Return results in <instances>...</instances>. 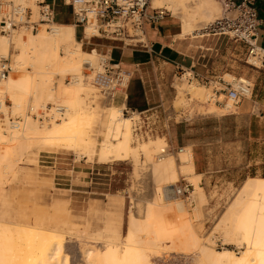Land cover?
Wrapping results in <instances>:
<instances>
[{
    "label": "rangeland",
    "instance_id": "obj_1",
    "mask_svg": "<svg viewBox=\"0 0 264 264\" xmlns=\"http://www.w3.org/2000/svg\"><path fill=\"white\" fill-rule=\"evenodd\" d=\"M22 1L32 9L35 17L38 10L35 0ZM174 1L172 10L166 9V5L158 8L165 10V19L171 22L173 29L179 31V36L199 40L197 46H202V43L206 42L209 44L208 50H213L210 45L212 38H228L227 35H203L202 28L222 16L219 0ZM185 17L190 20L188 31L182 28V18ZM74 29L76 40L80 41L78 45L80 51L90 54H79L80 65L78 69L71 71L58 67L45 70L46 67L44 68L41 61L37 60L36 50H29L26 59L20 58L21 48L16 40L24 38L26 40L31 33L29 30L19 29L9 35L0 34V38L3 37L2 39L5 38L7 41V49H0V56L6 57L11 67L6 77L18 79L19 76L33 75V72L49 71L45 74H49L47 84L53 91L52 99L37 103L28 99L31 96L30 91L29 94L24 93L25 102L21 109L17 110L11 106L13 102L8 94H4L3 99H0L3 103L0 118L3 116L5 118L0 133L6 138L0 140V254H3L7 238L12 237L11 239H14L12 249L17 256L16 264H20L19 258L27 251L40 246L45 237L60 246L61 264L64 259L65 264H87L86 249L93 248L102 254L106 245L113 246L124 242L123 239L126 241L130 230L134 234L133 241H136L134 244L139 246L138 242L141 241L140 247L144 249L142 242L145 244L161 226L160 222H156L159 218L152 219L150 213L162 208L163 205L162 209L166 208L165 205H170L171 208L162 210L164 213L161 212V220L167 222L170 228L182 227V233L185 234H182L181 230L176 232L173 236L175 247L169 242H163L160 251L153 243H149L151 248L147 249L148 251L144 250L148 252L150 264H195L198 255L186 241L188 234L198 237L196 239H200V242L213 253L229 249L237 255L240 254L244 246L240 245L241 241L234 235L228 234L224 217L234 199L239 196V190L245 180L264 177V142L237 139L232 132H226L221 142L206 145V149L210 147V156L206 155L205 158L207 157V166L212 170L213 181L211 186L205 187L199 183L201 177L195 176L188 164L181 163L180 157L183 154L179 153L180 150L172 151L163 135L155 133L137 139L132 132V121L123 116L129 119L128 144L132 147L131 150L126 156L117 159L118 161L113 158H99L101 141L109 137L110 141L117 142L121 137L108 130L109 107L122 109L125 104L122 98L126 93L119 92L117 100L106 103L93 85L83 81L85 61L89 60L96 66L101 52L92 50L94 46L90 43L93 39L89 41L82 39L81 28ZM39 30L46 33L50 31L46 26H41L37 31ZM86 32L88 34L86 37H89L91 34L89 28ZM75 46L70 49L78 48ZM198 48L204 50L203 47ZM31 54L32 57H29ZM58 55L61 59L65 58L64 60L70 57L64 47H60ZM184 72L187 71L180 70L169 82L173 97L168 116L173 117V123L181 121L183 117L193 119L209 114H228L235 110L224 93H213V83L209 86L201 82H187L184 76L180 77ZM234 78L238 77L231 74L223 75V79L229 82ZM5 79L0 78L1 81ZM199 88L203 89V95L193 92ZM48 104H61L66 107L64 117L47 122H40L31 117L30 113L41 112ZM30 107L34 109L30 111ZM71 116L76 117L81 130L79 141L75 145L56 138L45 139L39 133L29 134L17 140L12 139L13 141L7 140L13 134V130L7 124L8 117L20 119L18 130L21 135L25 117H28L26 123L32 122L42 130L51 126L53 122L65 121ZM216 135L209 131L198 133L193 139L197 142L215 141ZM156 142H159V145L154 148ZM144 147H148L147 150H144ZM163 158H171L177 171L178 177L173 186H178L184 181L192 185L188 198L173 192L171 195L174 198L171 196L166 198L165 194L160 192V187L165 186L166 181L156 182L153 167ZM96 171L101 174L93 175ZM94 176L104 179H93V182H90ZM246 198V202L238 206L229 219H235L236 224L248 223L255 229L253 224L257 226V223L264 220V209L253 204L251 196ZM173 200L181 203V210L177 203L174 205ZM235 220L231 225L235 224ZM171 224L176 226L172 227ZM122 245L119 244L121 247ZM226 261L227 259L219 258L218 264H225Z\"/></svg>",
    "mask_w": 264,
    "mask_h": 264
},
{
    "label": "crops",
    "instance_id": "obj_2",
    "mask_svg": "<svg viewBox=\"0 0 264 264\" xmlns=\"http://www.w3.org/2000/svg\"><path fill=\"white\" fill-rule=\"evenodd\" d=\"M45 1L54 6L56 24H71L70 8L62 0ZM254 5L258 18L263 21L257 28V45L262 56L255 65L247 61L243 44L229 38L214 37L210 43L213 50H208L206 42L197 46L199 40L179 36V31L173 29L165 17L157 26L147 30V49L98 38L90 43L94 46L92 50L104 53L127 75L126 108L157 116L156 133L166 138L172 151H189L192 161L189 169L201 177L199 183L205 187L211 186L213 181L212 170L205 158L210 156V147L206 149V145L221 142L226 132H232L237 139L264 142V0H254ZM180 70L209 80L223 78L225 74L244 77L251 84L252 92L250 96L241 98L235 110L228 114H209L193 119L183 117L173 123V117L168 116L173 97L169 82ZM209 131L217 134L215 141L197 142L193 139L198 133ZM99 174L96 171L93 175ZM93 179L104 178L94 176L90 182Z\"/></svg>",
    "mask_w": 264,
    "mask_h": 264
},
{
    "label": "bare ground",
    "instance_id": "obj_3",
    "mask_svg": "<svg viewBox=\"0 0 264 264\" xmlns=\"http://www.w3.org/2000/svg\"><path fill=\"white\" fill-rule=\"evenodd\" d=\"M173 1L174 0H153V1L151 0V4L155 8L166 5L165 7L166 9L172 10L174 9ZM182 19H183L182 28L184 31H188L190 28V20H188L187 17ZM86 30L87 28L84 30L85 37L86 35H88ZM48 33H50V35H48ZM48 33H46L44 30H39L36 33L33 34L30 33L26 40L25 38L17 39L16 43L21 48V54H19L20 58L26 59L29 50H36L38 53L37 60L41 61L44 68L46 67L45 70L47 68H49L50 70V67H58L62 70L71 71L78 69L80 65L81 59L79 57L80 56L79 54H90L89 52L80 51L78 47L79 43L76 40L75 29L73 25H61L53 22L51 24V28ZM2 38H0L1 40L0 49L6 50L7 41L4 40L5 38L4 39ZM71 45L72 46L76 45L78 48L70 49V47L72 48ZM60 47H64V49L68 52L69 54L68 56H70L68 59L66 60H64L65 58L61 59V57L58 55V50L60 49ZM29 57H32V54ZM86 61L85 63H91L89 62V60L88 62ZM47 72L41 70V72L40 71L37 73L33 72L32 73L33 75L27 74L23 77L19 76L18 79H14L12 77H5L6 79L4 81L0 80V99H3L4 94H8L9 99L13 102L12 103L13 105L11 106H13L15 110L21 109V107L25 102V98L23 95L24 93L27 92L29 94V91L31 96L30 98L28 97V99H30L35 103L41 100L45 101L52 99L53 91L52 88H49L47 84L48 81L47 75H49V74H45ZM193 92L198 95L201 94L203 95V89L201 88L194 90ZM0 108H3V103L1 100H0ZM109 108H110L109 109L110 116L108 117L109 120L108 130L114 131V133L121 135V137L117 142H112V140L110 141L108 139L109 137L101 141L102 143L101 146H99L100 151H98L99 152L98 157L113 158V160L114 159L117 160L124 157V155L126 156L127 153L132 148L128 144L130 140L129 119L122 116V113L120 112L121 109H114L113 107H109ZM30 109H34V108L30 107ZM27 118L28 117L24 118V121L22 123V125L23 124L24 125L23 126L21 125L22 126L21 135L19 132L20 130H18L19 128L15 129V131L13 130V134L11 135V138L7 140H12V139L17 140L18 138L27 136L29 134L39 133L40 135H43L45 139L56 138V139L64 140L67 143L69 142L72 145H75L77 141H79L81 130L75 116H71L67 118V120L62 122H53L51 126L44 127V129L42 130L38 129V127L32 122L26 123L25 120ZM5 139L6 138L3 137V135L0 133V140H5ZM158 145L159 142H156L153 147L155 148ZM147 148L148 147H144V150H147ZM182 154H183L182 156L180 155L181 163L182 164L186 163L189 165L188 167H191L192 161L189 151L186 150ZM153 176L156 182L160 183L161 181H166V185L160 187V192L163 193V195L165 194L166 198L167 196L168 198H170V196L174 198V196L171 195L173 194L172 186L174 182L177 180L178 175L174 167L173 160L171 158L168 159L163 158L160 162L156 163L153 167ZM35 182L38 183V180H36ZM250 196L252 198L253 204H256L257 206H261L264 209V177H253L246 179L239 190V196L234 199V201L232 202L230 208L228 209L224 217L225 225H227V229L226 228L225 229L227 230L228 234L230 233L231 235H234L237 239H239V241H241L240 245L243 244L244 246V250L241 251V253L238 255L229 249H223L221 251H215L213 253L209 251L203 245V243L200 242L201 241L200 239L199 240L196 239L198 237L195 238V235L192 236L191 234H190L191 236H188L189 235L188 234L186 235V241L189 242V245H191V249L192 248L195 249L198 255L195 264H218L219 258L227 259L225 264H264V220L257 223V226L253 224V227H255V229H252L251 225H249L248 223L236 224L235 219H234L235 224L231 225V223L234 220L229 219L231 217V214L235 211V209L238 206L243 205V203L246 202L245 201L247 199L246 197H250ZM174 201L175 200H173V202ZM175 203L177 202L175 201L174 205ZM180 204L181 203H177L179 210H181L182 208ZM165 206H166V208H164L165 210L171 208L169 207L170 205H165ZM162 208L155 209L150 213V217L152 219L157 217L159 218V220H157L156 222H160L161 226L159 225L160 228L158 230H155V232L150 237V239L148 238L146 241L144 240L145 244L144 242H142L143 244L142 247L146 250L147 249L149 250L151 248V246L148 245L149 243H153L154 246H156L159 249V251L161 247L160 245L163 242H169L172 246L174 245L173 247H175V244L173 243L174 241L173 236L175 235L176 232H179V230H181V233L183 232L182 227L170 228V225L168 226L166 224L167 222L164 223L161 220L160 216L162 215V213H164L163 212L164 209ZM171 225L172 227L176 226V224L175 225L171 224ZM133 235L134 234L132 230H130L127 235L128 237L126 236V241L125 239H123L124 242L116 243L113 246L106 245L105 251H103L102 254L98 253L93 248L86 249L85 250V258L87 261L86 263L87 264H150V260L148 258V252H147L148 250L145 251L140 247L141 241L139 240H138L139 241L138 244L140 243L139 246L134 244L136 241L135 242L133 241L134 240ZM11 238L10 237L7 238V242L3 248L4 250L3 254H0V264H16L17 256H15L14 249H12L14 239ZM119 244L120 245L123 244L122 247L119 246ZM171 245L169 246L171 247ZM184 246L186 248V245ZM163 247L165 246L163 245ZM60 249L61 248L59 245L48 241L44 237V242H42L40 246L36 247L33 250L27 251L22 256L20 254L21 257L19 258L20 260L19 263L20 264H61L59 262V259L61 257ZM170 249L168 248V250ZM65 261L66 260L64 259L63 261L64 264Z\"/></svg>",
    "mask_w": 264,
    "mask_h": 264
},
{
    "label": "built area",
    "instance_id": "obj_4",
    "mask_svg": "<svg viewBox=\"0 0 264 264\" xmlns=\"http://www.w3.org/2000/svg\"><path fill=\"white\" fill-rule=\"evenodd\" d=\"M222 6V16L215 18L205 25L203 35H227L229 39L239 42L246 47L247 61L255 65L262 56V50L257 45V28L263 24L258 18L254 0H219ZM70 8L74 27L82 30V39L89 41L98 38L127 43L135 48L147 49L146 32L154 28L166 16L162 8H155L151 0H62ZM38 6L34 17L32 9L22 0H0V34L9 35L12 32L25 29L31 33L41 26L50 30L55 22L53 4L45 0H35ZM89 28L90 36L85 37L84 30ZM83 81L93 85L106 103L118 99L119 92H125L128 78L119 64H114L101 53L96 66L84 63ZM11 67L6 57L0 56V78H5ZM187 82H201L205 85L213 83V93H224L236 106L241 98L250 96L251 84L246 79L234 78L226 81L223 78L209 80L184 72L180 77ZM77 77H75L76 79ZM126 96L122 98L123 103ZM32 111V109H30ZM66 107L61 104H48L38 113H30L31 117L40 122L58 120L64 117ZM122 116L132 121V132L137 139L145 138L156 133L157 116L127 109L125 104L121 109ZM4 116L0 118V127H4ZM19 118H7L8 127L12 130L20 127ZM164 152V150H162ZM173 193L189 197L192 185L186 181L173 186Z\"/></svg>",
    "mask_w": 264,
    "mask_h": 264
}]
</instances>
